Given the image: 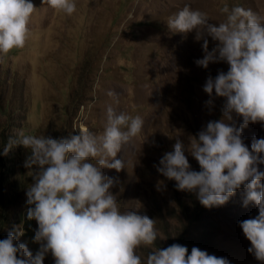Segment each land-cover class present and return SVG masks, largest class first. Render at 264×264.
<instances>
[{
	"label": "rangeland",
	"instance_id": "1",
	"mask_svg": "<svg viewBox=\"0 0 264 264\" xmlns=\"http://www.w3.org/2000/svg\"><path fill=\"white\" fill-rule=\"evenodd\" d=\"M32 2L36 9L25 47L0 53V152L21 131L53 138L78 134L80 128L99 134L109 105L118 113L140 116L141 132L116 157L126 167L119 173L103 169L119 178L113 192L121 210L138 209L156 220L153 248L179 243L189 253L196 246L231 264H262L247 251L250 241L238 225L258 214L254 204L243 206V188L225 205L208 209L195 193L177 190L176 182L156 166L173 150L177 136L187 144L208 121L221 118L224 98L216 97L209 111L203 85L208 75L228 69L224 62L197 66L202 42L194 40V32L171 34L168 17L186 4L207 13L213 23L225 19L219 11L224 4L264 15V0H75L71 16L42 0ZM242 135L250 148L253 136L264 138V126L250 123ZM28 154L17 145L0 155V239L22 226L20 242L35 254L37 224L26 219V190L32 182L24 167ZM188 159L199 170L198 162ZM158 181L166 188L158 191ZM150 250L141 247L137 254L145 258ZM44 264H54L50 254Z\"/></svg>",
	"mask_w": 264,
	"mask_h": 264
},
{
	"label": "clouds",
	"instance_id": "2",
	"mask_svg": "<svg viewBox=\"0 0 264 264\" xmlns=\"http://www.w3.org/2000/svg\"><path fill=\"white\" fill-rule=\"evenodd\" d=\"M42 3L68 16L76 11L75 0ZM35 9L32 0H0V53L25 47ZM219 11L225 19L213 23L207 13L186 4L166 21L171 34L194 32V40L202 42L197 66L207 69L210 63L224 62L228 69L208 75L203 85L209 111L216 97L224 98L221 118L208 121L187 144L177 136L173 150L156 167L176 182L177 190L195 193L208 209L225 205L243 188V206L254 204L258 214L238 225L250 241L247 251L264 264V138L253 136L249 148L242 135L250 123L264 126V15L240 5L224 4ZM143 123L140 116L118 113L109 105L99 134L80 128L78 134L59 138L23 131L10 136L0 155L7 156L17 145L29 150L24 161L32 177L26 219L36 221L33 242L39 248L33 254L20 242L23 227H14L0 239V264H44L49 254L54 264H231L196 246L190 253L179 243L153 248L156 220L138 209L121 210L113 192L119 178L103 169L119 173L126 167L117 154L137 137ZM186 152L199 170L192 169ZM156 187L160 191L166 184L158 181ZM141 247L151 249L145 258L137 254Z\"/></svg>",
	"mask_w": 264,
	"mask_h": 264
},
{
	"label": "trees",
	"instance_id": "3",
	"mask_svg": "<svg viewBox=\"0 0 264 264\" xmlns=\"http://www.w3.org/2000/svg\"><path fill=\"white\" fill-rule=\"evenodd\" d=\"M1 224V223H0Z\"/></svg>",
	"mask_w": 264,
	"mask_h": 264
}]
</instances>
